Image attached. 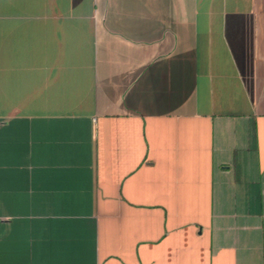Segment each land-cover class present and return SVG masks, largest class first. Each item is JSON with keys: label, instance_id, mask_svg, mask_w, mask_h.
I'll return each mask as SVG.
<instances>
[{"label": "crops", "instance_id": "obj_1", "mask_svg": "<svg viewBox=\"0 0 264 264\" xmlns=\"http://www.w3.org/2000/svg\"><path fill=\"white\" fill-rule=\"evenodd\" d=\"M0 264H264V0H0Z\"/></svg>", "mask_w": 264, "mask_h": 264}]
</instances>
